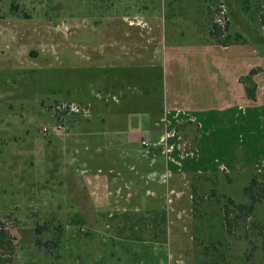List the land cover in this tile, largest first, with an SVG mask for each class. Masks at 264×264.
<instances>
[{
	"label": "rangeland",
	"instance_id": "374dc122",
	"mask_svg": "<svg viewBox=\"0 0 264 264\" xmlns=\"http://www.w3.org/2000/svg\"><path fill=\"white\" fill-rule=\"evenodd\" d=\"M259 3L0 0V227L13 240L10 264H264V243L246 226L264 222V200L245 228L230 236L222 216L225 198L243 202L250 175L264 172ZM213 25L220 28L221 40L232 42V50L210 44ZM204 51L194 61L191 54ZM236 51L245 52L240 62L260 74L253 79L258 101L253 112L243 109L254 120L240 124L241 147L228 144L217 153L206 149L207 158L226 170L202 173V180L193 178L198 174H180L127 183L106 169L104 142L123 139L105 128L107 112L121 105L126 112L141 111L143 119L145 112L158 119L164 115L158 107L163 96L169 98L177 86L183 94L190 62L196 68L205 65L210 80L215 68L227 66L220 62H227L223 57ZM61 102L89 105L92 117L60 120L52 109ZM219 108L209 102L202 107L211 110L206 116L213 121ZM174 133L176 145L193 151L195 143ZM142 136L132 135V141ZM143 151L137 148L128 157L143 162ZM146 212L165 213V236L153 235L148 215L147 222H137L138 237H132L131 221ZM44 223L48 229L40 239L54 242L58 228V246L35 245L34 229Z\"/></svg>",
	"mask_w": 264,
	"mask_h": 264
},
{
	"label": "crops",
	"instance_id": "0c3cea01",
	"mask_svg": "<svg viewBox=\"0 0 264 264\" xmlns=\"http://www.w3.org/2000/svg\"><path fill=\"white\" fill-rule=\"evenodd\" d=\"M245 46L242 45V47ZM222 50L227 52L232 49L229 45ZM201 54L206 55L207 52H194L191 55L194 56L195 61ZM244 55L245 52L236 51L223 57L227 62L222 60L220 62L227 66L221 65L215 68L213 79L210 80L205 65L202 68H196L192 67L190 62V68L186 67L182 79L183 94L179 92L177 86L169 98L163 96L164 115L158 119L151 112H145L147 118L143 119L145 116L141 111L126 112L121 109V105L117 106L116 110L107 112L103 122L105 128L108 127L109 131H118L123 139H119L120 143H114L111 139H108V143L104 142V148H108L107 161L104 164L108 167L106 169L110 172L114 171L119 180L123 179L127 183L143 177L151 181L158 175L174 179L180 174L192 175L226 170L224 165H216L217 160L213 157L207 158L205 153H207L206 149H212L214 153L221 152L223 146L228 144L237 148L241 147L242 144L237 142L242 137L239 130L240 124L247 126L249 120H254L252 116L242 113L244 108L253 112L258 101V97L255 101L248 100L242 84L239 83V78L253 69L246 62L242 64L243 59L240 62V57ZM228 58L231 60L229 61ZM259 75H255L253 79L256 81ZM212 83L214 86L210 88V91L213 89L215 93L211 101L208 98L211 96L208 86ZM262 92L264 93V89ZM207 102L221 107L215 110L217 119L214 121L206 116L211 110L202 109ZM186 122H192L199 128L193 151L183 150L176 145L178 137L174 129ZM212 132L215 138L212 137ZM138 133H142L143 136L136 142L132 141V135L135 136ZM141 141L146 142L148 146L141 147ZM132 148L145 150L143 152L147 155V160L144 159L143 162L141 159L130 160L135 150H130ZM207 159L210 160L207 161ZM151 194L154 193L151 191Z\"/></svg>",
	"mask_w": 264,
	"mask_h": 264
},
{
	"label": "trees",
	"instance_id": "16d2710c",
	"mask_svg": "<svg viewBox=\"0 0 264 264\" xmlns=\"http://www.w3.org/2000/svg\"><path fill=\"white\" fill-rule=\"evenodd\" d=\"M264 0H260L259 3V23L262 28H264V11H261V7ZM210 36L213 39V42L210 44L213 45H221L222 47L229 46L232 42H228L229 39L225 37L223 40L221 38L223 37V34L221 33L220 28L217 25H213ZM255 75V70H251L247 75L242 76L239 78V83L242 84L245 92V96L250 101L256 100V85L253 82V76ZM264 95V93H263ZM118 99H120V96L117 93ZM79 104V103H78ZM112 108L116 107V104L109 103ZM81 106L86 107V104H79ZM88 105V103H87ZM89 106V105H88ZM108 106V105H107ZM160 113L163 114V104L162 99L158 105ZM92 111V110H91ZM92 114V113H91ZM57 117L62 120L65 117L57 115ZM92 117V116H91ZM89 120V119H85ZM186 129V130H185ZM175 132L178 135L183 134L182 139L185 141L191 140L193 143H195L199 128L198 125L192 123V122H186L182 125H178L175 127ZM193 178L196 180H202L204 178V175H194ZM196 187H193L192 190V196L196 194ZM211 195L215 194L214 189H211ZM242 196H243V202H235L232 197H226L225 203L222 206V216H223V223L224 227L226 229L227 235H232L235 233L234 229L238 227L245 228V224L249 222V220H252L255 207L257 204L262 203L264 200V172H256L252 173L250 175V179L247 185H245L242 188ZM214 197V196H213ZM216 203H219V200L215 201ZM150 217V221L147 225L148 228L151 229L153 232V235H155L156 231L159 232L162 236L166 235V229H165V213L164 212H146L141 213L137 220L131 221L129 226V232H132V237L136 238L138 237L135 232V228H137V222H147L146 218ZM123 219L127 220V216L123 215ZM142 220V221H141ZM160 223V224H158ZM248 230L250 231H256L258 232V237H261L262 243H264V222L259 221H251L246 225ZM48 229V224L44 223L43 225H39L35 227V245L39 248L42 247H48L49 243L53 244L54 247L58 246L57 243L60 240L61 234L60 229L56 228L55 232L58 231V234H54L55 241L52 242H44L40 239V236L43 234L44 231ZM158 234V233H156ZM244 234L247 235L246 232ZM56 244V245H55ZM14 254V245L13 240L8 235V232L3 228L0 227V264H10V257ZM3 256L9 257L8 259H3ZM264 258V255H263Z\"/></svg>",
	"mask_w": 264,
	"mask_h": 264
},
{
	"label": "built area",
	"instance_id": "2783aa9c",
	"mask_svg": "<svg viewBox=\"0 0 264 264\" xmlns=\"http://www.w3.org/2000/svg\"><path fill=\"white\" fill-rule=\"evenodd\" d=\"M52 110L56 115L62 117H66L67 115L69 116L73 115L84 119H89L91 117V110L89 106L84 107L74 102L57 103L56 105L53 106ZM43 133H48V128H43ZM141 146L147 147L148 145L146 142H141Z\"/></svg>",
	"mask_w": 264,
	"mask_h": 264
}]
</instances>
